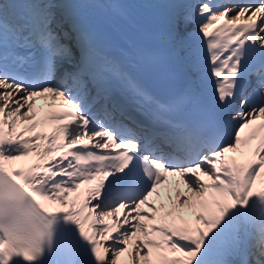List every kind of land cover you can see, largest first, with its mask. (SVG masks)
<instances>
[{"label":"snow or ice","instance_id":"snow-or-ice-1","mask_svg":"<svg viewBox=\"0 0 264 264\" xmlns=\"http://www.w3.org/2000/svg\"><path fill=\"white\" fill-rule=\"evenodd\" d=\"M161 7L0 0V264H264V0Z\"/></svg>","mask_w":264,"mask_h":264},{"label":"bare ground","instance_id":"bare-ground-1","mask_svg":"<svg viewBox=\"0 0 264 264\" xmlns=\"http://www.w3.org/2000/svg\"><path fill=\"white\" fill-rule=\"evenodd\" d=\"M141 3H148V5L150 6V8H155L157 5L161 7V3L162 0H138ZM131 2V0H130ZM148 7V10H145V8L139 9V15L141 16H145L144 18L147 20H150L151 22H153L152 18H153V14L151 12V9ZM171 179V178H169ZM65 227H70V226H65Z\"/></svg>","mask_w":264,"mask_h":264}]
</instances>
